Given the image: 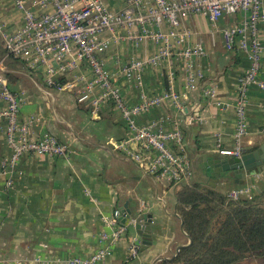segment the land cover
I'll use <instances>...</instances> for the list:
<instances>
[{
    "label": "crops",
    "instance_id": "0c3cea01",
    "mask_svg": "<svg viewBox=\"0 0 264 264\" xmlns=\"http://www.w3.org/2000/svg\"><path fill=\"white\" fill-rule=\"evenodd\" d=\"M25 1L36 13L43 10L41 0ZM104 1L115 10L125 3ZM20 15L12 0H0V19L9 29L22 24ZM236 17L224 14L216 31L205 16L185 19L191 30L190 41L202 44L206 50L197 62L203 73L202 83L214 88V96L185 90V61L175 55L147 64L141 71L142 85L127 81L125 66L135 59L147 61L153 56L158 48L153 41L134 44L119 39L103 54L107 72L117 75L127 106L161 95L169 87L180 94L182 111L167 100L133 115L136 125L154 131L181 129L180 145L168 142L189 159L188 174L177 182L166 175L149 173L143 164L130 159L137 142L120 111L111 104H102L92 112L77 101L75 91L47 85L40 73L28 71L21 61L8 68L9 86L22 96L18 123L27 124L29 135L35 138L56 135L69 152L66 156L25 154L10 174V186L5 184L9 174H0V264H71L70 260L105 247L109 251L99 264H127L129 237L135 234L141 246L134 261L157 264L171 258L178 246L190 242L182 231L175 196L181 184L209 185L225 194L240 188H264V167L241 176L229 171L213 179L205 172L208 158H202L203 154H218V147L234 145L239 80L250 64L249 49L228 50L224 43L222 30L238 20ZM259 37L264 46V26ZM262 57L260 77L264 78V51ZM5 105L0 100V110ZM195 111L202 121L188 123L187 117ZM245 120L243 143L247 152L264 143V90L251 86L246 91ZM10 154L6 119L0 117V160ZM207 168L215 174V166L207 163ZM124 203L132 216L140 213V223L144 222L143 214H149L151 242L144 248L135 225L128 226L127 234L118 241L111 242L112 230L106 219Z\"/></svg>",
    "mask_w": 264,
    "mask_h": 264
},
{
    "label": "built area",
    "instance_id": "2783aa9c",
    "mask_svg": "<svg viewBox=\"0 0 264 264\" xmlns=\"http://www.w3.org/2000/svg\"><path fill=\"white\" fill-rule=\"evenodd\" d=\"M12 1L21 14L22 24L9 29L0 19V39L6 54L19 59L28 71L40 73L44 82L55 89L76 88L77 101L86 104L92 112H97L105 103L118 109L137 142L130 159L143 164L147 172L166 175L173 182L184 178L189 171L186 153L168 144L172 140L180 145L181 129L154 131L149 126L136 125L133 115L167 100L182 111L184 104L180 94L169 87L161 95L127 106L117 75L107 72L103 54L119 39L134 44L153 41L158 47L153 56L147 61L135 59L125 66L123 75L127 81L142 85L141 71L147 64L159 63L175 55L185 61V90L214 96V88L202 83L203 73L197 62L206 55V50L202 44L190 41L191 30L186 27L185 19L205 16L216 31L224 14L237 16L238 20L222 30L224 43L228 50L249 49L250 64L239 80L234 145L218 147L216 151L224 156H241L246 152L243 143L246 91L251 86L264 90V78L260 77L264 46L259 37L260 28L264 26V0H124L123 7L116 10L104 0H41L43 10L39 13L28 8L25 0ZM48 6L50 9L46 10ZM4 70L0 61V100L6 104L0 110V117L6 119V139L11 147L10 156L0 160V174H9L5 184L10 186V174L25 154L66 156L69 149L53 135L33 138L27 124L18 123L22 96L10 89ZM186 120L188 123L201 122L202 116L195 111ZM252 192L249 188H240L227 195L236 199L251 197ZM139 215H130L123 223L119 219L121 211L115 208L106 219L112 230L111 242L125 236L128 226L141 222ZM103 237L107 238L105 234ZM140 246L141 240L136 234L129 237L127 264H142L134 261ZM108 251V247L100 248L70 262L103 263Z\"/></svg>",
    "mask_w": 264,
    "mask_h": 264
},
{
    "label": "trees",
    "instance_id": "16d2710c",
    "mask_svg": "<svg viewBox=\"0 0 264 264\" xmlns=\"http://www.w3.org/2000/svg\"><path fill=\"white\" fill-rule=\"evenodd\" d=\"M0 61L8 82V68L20 60L6 54L2 41ZM252 193L231 199L209 185L181 184L175 196L191 242L157 264H264V188Z\"/></svg>",
    "mask_w": 264,
    "mask_h": 264
},
{
    "label": "water",
    "instance_id": "95a60500",
    "mask_svg": "<svg viewBox=\"0 0 264 264\" xmlns=\"http://www.w3.org/2000/svg\"><path fill=\"white\" fill-rule=\"evenodd\" d=\"M202 158L204 159L208 158V161L204 162V166L206 168L205 172L207 175H211L213 179L223 177L229 171H232L236 176H241L243 172H245L246 174H249L250 171L254 168L263 170L264 143L260 144L259 146L255 147L254 149L250 151L243 153L241 156H227L225 158H221L220 155L218 154H203ZM207 163L215 166L214 168L215 174L210 173V169L207 168ZM120 211H121V216L119 219L121 222L124 223L126 219L131 215V211L127 207V203H124L123 206L120 207ZM142 219L144 220V222L137 223L135 227L138 233L142 237V247L144 248L147 245H149L151 242V237H150L151 229H150L149 214H143ZM180 221L182 225V231H185L183 221L181 218H180ZM181 247L182 246H178L176 253ZM176 253L171 258H168V259L174 258L176 256Z\"/></svg>",
    "mask_w": 264,
    "mask_h": 264
},
{
    "label": "rangeland",
    "instance_id": "374dc122",
    "mask_svg": "<svg viewBox=\"0 0 264 264\" xmlns=\"http://www.w3.org/2000/svg\"><path fill=\"white\" fill-rule=\"evenodd\" d=\"M0 46H1V41H0ZM76 88H72V90H68V89H64V90H60V91H74ZM81 103V102H80ZM35 138V137H33ZM253 194V193H252Z\"/></svg>",
    "mask_w": 264,
    "mask_h": 264
}]
</instances>
